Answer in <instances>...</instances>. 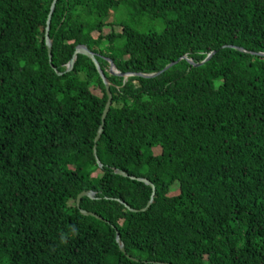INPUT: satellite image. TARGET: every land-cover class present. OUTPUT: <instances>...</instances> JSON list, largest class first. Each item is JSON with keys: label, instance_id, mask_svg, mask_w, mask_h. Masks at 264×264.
<instances>
[{"label": "trees", "instance_id": "1", "mask_svg": "<svg viewBox=\"0 0 264 264\" xmlns=\"http://www.w3.org/2000/svg\"><path fill=\"white\" fill-rule=\"evenodd\" d=\"M51 2L0 0V264H264V0H57L50 60Z\"/></svg>", "mask_w": 264, "mask_h": 264}, {"label": "water", "instance_id": "2", "mask_svg": "<svg viewBox=\"0 0 264 264\" xmlns=\"http://www.w3.org/2000/svg\"><path fill=\"white\" fill-rule=\"evenodd\" d=\"M57 0H53V2H51V8H50V12L48 14V18H47V23H46V45H47V48H48V54H49V57H50V60H51V48H52V40L49 38V35H48V32H49V28H50V22H51V17H52V13L55 9V2ZM216 51H212L211 53H209L207 55V57L200 61V62H194L192 59H188L186 55L180 57L178 60L174 61V62H171L170 64H168L164 69H167L169 68L170 66L174 65L175 63L179 62L180 60L182 59H188L189 62L193 65V66H200L202 64H204L205 62H207L212 56L213 54L215 53ZM78 54H82V55H85L87 57H89L91 60H92V63H94L96 69H97V72H99V75L100 77L102 78V81L105 85V89H106V93H107V101H106V104H105V107H104V110H103V114H102V123L99 127V130L97 132V135H96V138H95V144H94V155L97 159V163L100 165V167H102V164L100 162V160L98 159V156H97V141H99L100 137H101V134L103 132V127H104V121H105V118L107 116V113L110 109V106H111V102H112V93H111V90H110V85H111V82L110 80L106 77V75L104 74L102 68H101V65H100V62L98 61L97 57H96V53H94L93 51L89 50L87 48L86 45L84 44H79L75 50H74V53L72 55V58L70 59V61L68 62L67 64V71L71 70L73 67H74V64L76 62V59H77V56ZM258 54L260 55H264V52H259ZM161 72V71H160ZM110 73L111 74H117V75H120V76H123L125 78H128L129 76H133V75H139V76H144V77H153L155 75H157L158 73H150V74H147V73H135V72H121L119 71L114 65H112V68L110 70ZM116 173L120 174V175H123V176H128V174L122 170H116ZM131 178H134L133 176H131ZM138 180L144 182L145 184L147 185H150L153 189V193H152V197L151 199L149 200L147 206L141 210H146L148 207H150V205L152 204L153 202V197H154V192H155V185L149 181L148 179L146 178H137ZM94 194L95 192L92 191V190H87V191H83L81 192L78 196H77V199H76V202H77V205L79 206L80 204V200L83 196H88L90 198H93L94 197ZM131 210L135 211L134 209L131 208ZM81 213L84 214V215H91V216H94L98 219H102L99 215L93 213V212H89V211H86V210H81ZM116 241L118 242L119 244V247H120V250L126 254L128 257H130L127 252H126V249H125V244L124 242L121 240V237L119 235V233L117 232V236H116ZM132 258V257H131ZM134 259V258H132ZM169 264V263H167Z\"/></svg>", "mask_w": 264, "mask_h": 264}, {"label": "rangeland", "instance_id": "3", "mask_svg": "<svg viewBox=\"0 0 264 264\" xmlns=\"http://www.w3.org/2000/svg\"><path fill=\"white\" fill-rule=\"evenodd\" d=\"M173 193H174V194H177V191L173 190Z\"/></svg>", "mask_w": 264, "mask_h": 264}]
</instances>
